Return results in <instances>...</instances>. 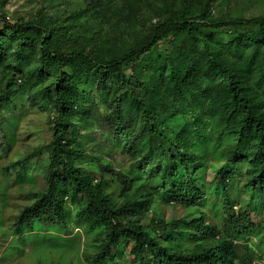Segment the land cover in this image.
<instances>
[{
  "label": "trees",
  "instance_id": "obj_1",
  "mask_svg": "<svg viewBox=\"0 0 264 264\" xmlns=\"http://www.w3.org/2000/svg\"><path fill=\"white\" fill-rule=\"evenodd\" d=\"M162 1L166 17L131 35L132 44L118 52L106 51L99 38L64 41L37 17L14 21L0 14V70L13 73L0 97V116L24 78L33 98L55 113L51 141L15 162V184L39 176L43 187L15 218L10 235L48 244L78 236L88 250L83 264H115V250H128V264H264V219L254 223L245 212L234 214L232 186L243 176L244 190L264 192V70L254 88L252 68L220 59L206 32L254 29L246 41L264 68V18H213L212 0H200L197 12L192 0ZM90 2L92 9L133 18V0ZM164 39L168 49L149 63ZM90 108L111 110L112 146L131 160L114 180L77 168L72 145L78 144L66 131L74 114L85 116ZM6 129L0 124L9 150ZM92 144L105 155L110 150ZM43 155L46 165L38 161ZM201 170L211 177L204 189L197 185ZM112 188L113 195L106 192ZM156 202L200 214L170 224L151 221V237L141 222Z\"/></svg>",
  "mask_w": 264,
  "mask_h": 264
},
{
  "label": "rangeland",
  "instance_id": "obj_2",
  "mask_svg": "<svg viewBox=\"0 0 264 264\" xmlns=\"http://www.w3.org/2000/svg\"><path fill=\"white\" fill-rule=\"evenodd\" d=\"M115 1L120 5L121 0ZM192 1L193 9L197 12L201 1ZM133 2L135 3L133 18L126 21L113 15L114 10L109 12L108 9L104 11L92 9L90 0H8L6 2L0 0V14L14 21H29L37 17L49 28L55 29L57 36L64 41L99 38L105 41L106 51L115 48L114 51L118 52L132 44L131 35L143 32L149 22L166 17L165 1L133 0ZM208 13L216 19L264 18V0H212ZM206 32L209 38H213L211 45L219 51L220 59L233 66L249 65L252 68L251 82L256 88L264 68L260 58H255L253 48L246 41L254 37L256 31L250 27H223ZM167 49V39H164L149 55V63L157 60V54ZM124 72L127 77H131L129 68ZM12 75L9 70H0V97ZM17 79L21 78L17 77ZM3 110L0 124L7 128L12 145L8 150L4 137L0 134V193L4 191L3 196L0 197V264H83L82 253L88 250L78 236L73 235L70 239L57 237L52 244H48L39 237L15 238L10 235L15 218L25 206L30 205L33 197L38 195L43 187V180L39 176L30 183L15 184V173L18 170L15 162L17 158H24L51 141V118L55 113L48 102L33 98L25 78L17 81L12 103ZM103 114L105 115L101 116ZM110 114L109 108L102 112L90 108L85 116L74 114L70 118L66 135L79 145L73 144L72 147L77 148L76 165L80 172L90 173L96 177L99 174L111 175L110 179L114 180L112 177L125 172L131 165V160L112 146L111 130L116 118ZM93 141L109 147L108 154L98 152L92 144ZM35 160L38 159H30V161ZM38 161L46 165V155L39 157ZM199 175L197 185L204 189L205 182L211 177L205 170H201ZM244 182L245 178L240 176L232 183L233 195L237 200L233 212L238 215L245 212L254 223L261 222L264 219V192L254 194L244 190L242 188ZM154 184L155 182L151 185ZM115 191V188L106 190L111 195ZM145 213L141 224L145 226L151 237H155L151 221L170 224L198 218L200 214L196 208L167 206L158 202L152 204ZM208 222L213 224L211 221ZM179 229L185 231L183 227ZM170 232L168 234L173 236L174 234ZM164 239L158 238L157 242L159 246L169 249ZM114 255L115 264H128L131 260L128 250H115Z\"/></svg>",
  "mask_w": 264,
  "mask_h": 264
}]
</instances>
